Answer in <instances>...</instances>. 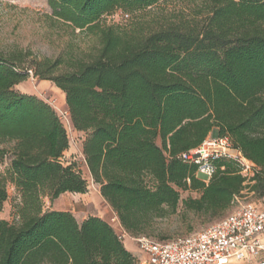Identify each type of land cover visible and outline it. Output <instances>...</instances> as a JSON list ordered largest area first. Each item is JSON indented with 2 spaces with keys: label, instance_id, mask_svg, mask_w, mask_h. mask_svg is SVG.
I'll return each mask as SVG.
<instances>
[{
  "label": "trees",
  "instance_id": "1",
  "mask_svg": "<svg viewBox=\"0 0 264 264\" xmlns=\"http://www.w3.org/2000/svg\"><path fill=\"white\" fill-rule=\"evenodd\" d=\"M161 1L48 0L53 18L96 45L55 60L0 55V140L14 142L0 148V159L11 155L0 171V211L9 185L21 196L19 221L0 218V264H137L108 221L44 209L45 196L86 193L88 182L62 161L69 136L57 111L15 88L32 68L65 92L72 125L87 133L90 174L132 236L150 237L176 214L181 190L200 191L183 207L209 221L245 190L264 198V0H202L151 22H102ZM209 136L228 138L255 175L221 156L208 181L199 177V165L181 155Z\"/></svg>",
  "mask_w": 264,
  "mask_h": 264
},
{
  "label": "rangeland",
  "instance_id": "2",
  "mask_svg": "<svg viewBox=\"0 0 264 264\" xmlns=\"http://www.w3.org/2000/svg\"><path fill=\"white\" fill-rule=\"evenodd\" d=\"M201 3L202 0H162L153 6L133 13L116 10L113 14L102 17V22L121 25L151 22L172 13H188ZM126 14H129V16ZM94 45H96V39L86 31L74 29L70 25L53 18L48 0H0V55L7 56L15 51H23L28 55L27 60H40L43 58L55 60L59 57L70 58L72 55L84 54ZM28 73L29 77L22 84L23 88L20 89L17 86L15 87L17 90L22 93L34 94L53 106L58 114H61V111L68 110L66 94L63 90L52 81L50 87L43 88L40 86L41 80L35 75L34 69H29ZM30 91L32 93H29ZM62 120L69 136V148L64 152L62 161L66 165L73 164L82 173V176L88 182L90 199H80L72 195V192H65L55 199L45 196L44 209L70 211L80 223L90 216L99 217L100 215L118 233V221L115 219L118 216L109 203L104 201L97 193L96 188L99 189L100 185L94 182L86 163L83 144L87 133L76 130L72 122H68L65 118ZM13 146L14 142H1L0 140V148L11 151ZM10 159V153L0 159V171L4 172L6 170L10 164ZM245 159L242 162L243 174L249 179L255 175L257 167L252 161ZM198 175L201 178H208L204 173ZM8 194L9 197L5 201L2 211H0V218L17 222L19 221L17 207L21 202V196L13 185L8 186ZM200 194V191L194 189L181 190L178 212L158 220L154 232L149 236L164 240L188 235L205 228L243 205L264 204L263 197L245 190L221 217L209 221V215L195 214L183 207L184 199L197 198ZM229 264L248 263L245 260H232Z\"/></svg>",
  "mask_w": 264,
  "mask_h": 264
},
{
  "label": "built area",
  "instance_id": "3",
  "mask_svg": "<svg viewBox=\"0 0 264 264\" xmlns=\"http://www.w3.org/2000/svg\"><path fill=\"white\" fill-rule=\"evenodd\" d=\"M59 116L71 122L68 110ZM221 156L241 164L246 160L226 137L209 136L199 147L181 155L199 165V173L208 176L206 181L215 170L212 161ZM115 219L119 237H132L145 254L143 264H229L232 260L264 264V204L243 205L197 232L164 240L132 236L118 217Z\"/></svg>",
  "mask_w": 264,
  "mask_h": 264
},
{
  "label": "crops",
  "instance_id": "4",
  "mask_svg": "<svg viewBox=\"0 0 264 264\" xmlns=\"http://www.w3.org/2000/svg\"><path fill=\"white\" fill-rule=\"evenodd\" d=\"M24 82L16 85V87L18 86V88L22 89L23 88V84ZM51 81L49 80H41L40 81V86L45 88V87H50ZM29 93H32V91H30ZM97 193H99L100 197L106 201L104 199V197L101 195L100 192V187L99 189L96 188ZM72 195H75L76 197L80 198V199H90V193H72ZM107 202V201H106ZM99 217L102 218V216L99 215ZM125 246L136 256L137 258V264H143V260L145 258V254L141 251V249L139 248L138 244L135 242V240L132 237H127L123 240Z\"/></svg>",
  "mask_w": 264,
  "mask_h": 264
}]
</instances>
